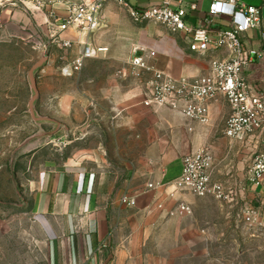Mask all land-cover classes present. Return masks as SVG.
<instances>
[{
  "label": "rangeland",
  "instance_id": "rangeland-1",
  "mask_svg": "<svg viewBox=\"0 0 264 264\" xmlns=\"http://www.w3.org/2000/svg\"><path fill=\"white\" fill-rule=\"evenodd\" d=\"M113 3L110 16L102 12L98 30L70 47L58 43L48 20V31L27 30L17 37L0 31V264H52L48 241L31 213V181L46 165L104 144L113 147L118 133L121 148L133 147L127 135L134 132V121H142L144 133L151 125V111L137 106L152 107L146 103L151 98V71L132 64L140 47L138 23ZM88 45L96 54L83 57L75 69L73 62ZM40 55L43 60L33 70L64 74L56 92L44 91L54 90L45 83L40 93L31 91L30 66ZM256 192L253 206L262 214L264 189ZM169 194L170 218L176 219L170 221V262L264 264V222L246 223L245 203L198 198L171 184ZM182 201H189V210H177ZM151 244L146 250L160 249L155 256H166L165 238H153Z\"/></svg>",
  "mask_w": 264,
  "mask_h": 264
},
{
  "label": "crops",
  "instance_id": "crops-1",
  "mask_svg": "<svg viewBox=\"0 0 264 264\" xmlns=\"http://www.w3.org/2000/svg\"><path fill=\"white\" fill-rule=\"evenodd\" d=\"M5 1L0 10V28H3L0 31L8 30L15 37L27 30L46 31L48 20L49 29L57 37L76 44L75 30L70 28L60 32L56 22H51V13L54 18L67 15L64 0H44L42 8L35 7L32 0ZM157 1L129 0V3L148 7ZM245 2L261 7V27L264 28V0ZM207 4L206 0H199L198 15L203 14L201 11ZM29 6L36 10L30 13ZM113 8V2L106 3L105 16H110ZM227 20V17L215 19L210 29L215 30ZM189 21L197 23L195 18ZM137 28V46L154 52L147 59L153 70L173 77H191L201 75L207 69L208 59L213 54L202 55L191 50L183 36L172 34L155 22L138 23ZM246 35L249 46L264 48L259 42L258 29L248 31ZM85 39L84 36L79 38L80 41ZM43 57L38 56L30 66L32 93H40L43 83L54 88L44 91L56 92L57 83L64 76L61 70H48L44 74L33 70ZM150 74L152 82L153 72ZM244 76L254 89L264 94V58H254L245 68ZM75 89L77 92V85ZM137 106L151 111L148 118L151 125L144 133L142 121H134V132L127 135V140L131 139L128 143L133 142V147L121 148L122 134L118 133L113 147L104 144L101 148L71 153L58 163L46 165L31 181L32 217L48 241L52 264H174L170 262V221L176 222V219L170 218L169 214L170 184L181 172L183 156L203 147L213 154L212 178L226 186L227 202L241 201L245 207L254 205L257 192L247 180L246 169L264 136L253 137L244 145L230 143L222 131L230 108L221 98L209 103L207 123L190 120L167 105ZM120 122L115 126L120 127ZM148 183L159 186L148 189ZM123 195L132 197L134 205L121 203ZM261 197L264 198V193ZM153 238L166 239V256H155L161 253L160 249L156 253L146 250L152 245Z\"/></svg>",
  "mask_w": 264,
  "mask_h": 264
},
{
  "label": "built area",
  "instance_id": "built-area-1",
  "mask_svg": "<svg viewBox=\"0 0 264 264\" xmlns=\"http://www.w3.org/2000/svg\"><path fill=\"white\" fill-rule=\"evenodd\" d=\"M32 1L37 8L45 5L44 0ZM110 1L125 8L135 23H158L170 33L183 36L191 50L202 55L213 54L203 74L173 77L153 70L147 59L154 52L139 48L143 53L134 56L132 64L152 71L154 75L151 98L147 104H165L190 120L207 123L209 103L221 98L230 108L222 129L230 143L244 145L253 137L264 136V94L254 89L244 76L245 68L254 58H264V48L246 43V33L258 29L259 42L264 44L260 6L248 4L245 0H206V9L198 15L199 0H158L148 7L133 6L129 0H64L67 15L54 18L51 13V22H56L60 32L70 28L75 30L76 41L82 44L83 41L79 40L81 36L93 33L100 27L103 7ZM5 4V0H0V10ZM220 17H227L228 20L215 30L210 29L215 19ZM190 18L197 19V23H191ZM56 39L64 47H70L74 42L59 37ZM84 49L73 62L75 69L83 57L96 54V49L90 45ZM213 164V154L207 147L188 153L183 156L181 172L171 185L198 198L226 199V186L212 178ZM246 174L251 187L264 189V138L256 147ZM158 186V183L146 184L148 189H157ZM120 201L129 206L135 203L127 195H123ZM189 208V204L182 201L177 210L187 211ZM242 216L250 225L256 220L264 222V212L260 214L252 204L244 207Z\"/></svg>",
  "mask_w": 264,
  "mask_h": 264
}]
</instances>
